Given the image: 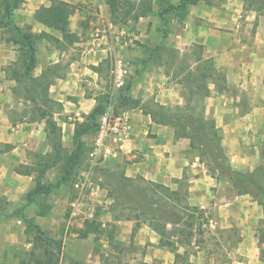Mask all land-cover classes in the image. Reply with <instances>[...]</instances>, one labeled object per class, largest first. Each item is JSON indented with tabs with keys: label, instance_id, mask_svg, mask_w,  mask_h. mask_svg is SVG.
<instances>
[{
	"label": "crops",
	"instance_id": "crops-1",
	"mask_svg": "<svg viewBox=\"0 0 264 264\" xmlns=\"http://www.w3.org/2000/svg\"><path fill=\"white\" fill-rule=\"evenodd\" d=\"M59 1L80 6L69 21V31L78 41L59 50L55 43L41 39L42 43L34 45L32 76L39 77L48 67L59 71L48 93L61 105L53 119L61 130L62 147L70 149L76 126L85 122L97 105V98L104 94L100 71L94 69H100L108 56L113 57L119 41L130 35L145 45L159 43L161 37L156 36L163 20L154 6L153 14L132 23L130 30L129 24H112L103 0ZM179 1L169 0L171 4ZM49 5V0H23L13 10L12 20L18 27L30 25L33 34L46 32L61 38L59 32L33 20L36 10ZM165 18V43L180 52L193 44L202 46V58H212L217 72L224 77L220 90L215 84L208 85L210 94L203 100L205 116L220 129L221 147L232 168L252 172L260 164L259 151L264 144V16H259L255 25V12L245 11L241 0H227L218 7L204 3L189 7L182 25L172 14ZM94 32L99 33L100 42L93 53H87ZM18 48L7 40L0 27V145L11 146L0 153V198L11 202H18L33 184V177L19 174L17 167L27 164L30 152L41 154L47 150L44 121L30 123L14 118L16 82L12 74L17 69L13 65L19 59ZM156 70H161V66H156ZM161 75L164 82L151 79L129 86L128 98L134 100L141 93L142 99L135 101L134 108L126 109L131 114L132 130L113 160L130 178L140 176L172 190L183 183L187 203L200 209L206 220L203 235L190 246L191 264H264L256 237L263 219L261 206L250 195L237 194L230 181L213 177L189 150L188 139H175L170 126L153 122L145 112L147 100L165 106L182 104L176 84H169L168 78ZM92 139L88 133L80 137L82 142ZM133 223L123 221V229L131 234ZM5 235L0 237V264H5L8 257L14 263L8 253L15 247L9 245L12 238L5 242ZM134 237L135 244L146 250L144 263H174V254L157 246L158 237L149 224H141ZM103 246L107 247V242Z\"/></svg>",
	"mask_w": 264,
	"mask_h": 264
},
{
	"label": "trees",
	"instance_id": "trees-1",
	"mask_svg": "<svg viewBox=\"0 0 264 264\" xmlns=\"http://www.w3.org/2000/svg\"><path fill=\"white\" fill-rule=\"evenodd\" d=\"M226 1L180 0L177 4H171L169 0H158L157 14L163 20L160 27L161 40L154 47H148L139 41H135L145 54L144 59L141 60L143 68L149 65L163 66L161 52L167 49L165 43L167 38L166 14H172L182 25L189 7L199 3H204L207 6H219ZM241 1L245 11L256 13L255 25H257L258 17L264 16V0ZM49 2V6H42L34 12L33 20L50 30L59 32L61 38L46 32L33 34L30 25L27 27L16 26L12 20L13 10L19 8L23 0H0V27L4 33L8 34V41L19 45V59L13 65L17 68L12 74L16 82L13 93L16 98L23 97V100H28L30 103L29 110L25 109L15 119L30 123L44 121L46 131L54 140V150L57 154V158L53 157L49 161L46 160V154L30 153L32 163L20 165L17 168L19 174L33 177L34 186L24 196L26 204L31 202L33 196L46 195L52 188L60 185L58 182L56 185L45 186L42 181L46 171L57 164L60 148L61 130L53 119V113L60 110L61 105L52 100L48 93L53 79L59 77V71L55 67H48L39 77L34 78L32 76L36 62L34 45L37 39H44L55 43V46L62 50L78 41V37L69 31V21L80 6L59 0H49ZM103 2L112 24L125 26L153 14L156 5L154 0H103ZM191 49V63L182 62L177 68L176 78L178 79H176V84L180 86L183 104L174 107L158 104L156 105L158 109L156 113L145 112L150 114L153 122L172 127L175 139H188L190 142L189 150L195 153L199 161L207 166L213 177L230 181L237 194H248L261 206L263 219L258 225L256 237L261 248L260 258L264 259V144L261 145L259 151L260 164L252 172H240L232 168L224 149L221 147V131L216 127L213 119L205 116L203 105V100L210 94L208 85L212 83L218 87V82L223 81L224 77L217 72L212 58H202V46L193 44ZM174 52L179 54L177 50ZM94 70L100 71V69ZM165 76L168 77L169 73L165 72ZM128 88L127 85L125 89ZM218 90H220L219 87ZM108 101V95L99 96L97 105L87 116L85 122L76 126L73 139L76 150L79 148L82 134H87L91 129H94L95 134L97 117L105 110ZM14 114L17 115L15 112ZM10 149L11 146L9 145H0V153ZM87 150L80 149L78 153L85 155ZM112 183L113 190L108 195L116 201L111 205V212L117 211L118 214L114 217L117 221L134 222L132 238L141 224L147 223L158 237L157 246L174 254L173 264H191L189 262L190 246L194 241L197 243L198 238L203 234V224L206 220L200 209L187 203V192L181 191L180 188L172 190L165 185L147 181L140 176L130 178L123 172H120ZM7 205L8 202L0 198V218L5 217L4 209ZM24 222L26 223V221ZM169 226L172 229H169ZM33 228L37 229L36 227ZM100 233L103 232L96 217L83 223L79 236L80 238H86L88 235L94 236L93 255H97L99 260L97 263H84L75 260L71 264H146L140 262L122 263L120 260L122 251L117 246L114 247L112 243L113 232L110 230L105 235L107 247L98 245L97 236ZM37 234H40L39 230ZM34 248L35 246L29 254L28 261L21 264L58 263L56 253H48L47 251L36 253ZM179 249H183V251L180 252Z\"/></svg>",
	"mask_w": 264,
	"mask_h": 264
},
{
	"label": "rangeland",
	"instance_id": "rangeland-1",
	"mask_svg": "<svg viewBox=\"0 0 264 264\" xmlns=\"http://www.w3.org/2000/svg\"><path fill=\"white\" fill-rule=\"evenodd\" d=\"M154 1L156 3V9H159L158 0ZM22 27H27V25ZM128 28L130 30L133 29L131 24L128 25ZM158 33L156 39L161 37V28H159ZM39 43H42L41 39H37L35 42V44ZM155 45L156 44L154 43L151 46H146L154 47ZM166 47L167 49L161 52L163 66H161V70L157 71L156 65H149L143 68L141 60L144 59L145 54L133 40L132 35L119 41V46L116 47L115 54L129 65L130 70L127 77L128 87L138 82H150L151 79H157L158 82H164L161 74L165 76V72L169 73V76L167 77L168 83L176 84V79H178L176 78L178 74L177 68L179 65H181L182 62L191 63L190 53L192 52V46L183 52L177 50L179 54H176V52H174L175 49L171 46L166 44ZM168 49L173 50L169 51ZM111 64L112 56L110 55L104 60V63L100 67L99 76L101 77V86L105 95H108L111 91ZM221 82V80L218 82L219 88L221 87ZM176 86L179 89L180 96V86L177 84ZM127 90L128 89H125L119 94L116 93L115 110H130L135 107V101L142 99L140 97L141 93L137 95L134 100L129 99L127 96ZM145 103L146 105L143 106L145 111L155 113L158 111L156 107L158 103L148 102V100ZM16 105L17 106L13 112L17 113V115H14V118H18V115L22 111H25V109L29 110L30 103L28 100L25 101L23 100V97H21L16 98ZM174 106L175 105L169 107ZM171 129L173 128L171 127ZM46 133L47 150L41 154H46V160L50 161L53 157L57 158V154L54 150L55 146L52 136H49L48 132ZM88 134L93 136L94 129H91ZM81 140L78 145V150H76V144L72 145L73 147L70 149L63 148L60 134V148L57 164L46 171L45 177L42 180L45 186L56 185L58 182L60 183L59 186L52 188L46 195L39 194L33 196L29 204H26L24 196L27 191L33 188L34 181L32 182L33 184L30 189L21 196V199H19L18 202H11L7 201L4 197L2 198L8 202V205L4 209L5 217L0 218V237L3 238L6 234L4 238L5 242L12 238V243L9 245L15 247L9 250L8 253V256L13 257L14 263L11 262L8 257L5 259V264L26 263L30 252L33 250V246H35L34 249L36 253H40L41 251L56 253L58 255L57 264H71L73 261L79 260L81 258L79 257L80 255H83V260L81 261L84 263L88 260H91L93 263L98 262V256L93 255L94 236L88 235L86 238H80L79 236V231L82 228L83 223L86 221L83 214L85 211H91L93 213V218L96 217L100 223V229L103 233H100L97 236L98 245H105V235L111 230L113 232V246H117L122 251L120 254V260L122 263H144L143 257L146 250H142L135 244V242L137 243V240H135V237L131 238V234L127 231V228L123 229L122 222L126 220H115L114 217L118 213L117 211L111 212V205L116 201L112 197H109L113 190L112 181L122 171V166L112 159L102 162L90 170L86 156L82 153L79 154L78 151H80V149H88L91 142L85 140L82 142ZM30 153L29 155L27 154V164L32 163ZM82 172H89V178L92 181V185L90 188L84 189L80 204L78 205V213L70 218L71 204L73 198L78 194V191L74 187V183L81 177ZM208 172L210 173L209 169ZM179 188L181 191L184 190L183 183H180ZM33 227H36L37 229ZM168 228L172 229L171 226ZM38 230L40 231V234H37ZM124 230L126 232H123ZM7 235H11L12 237H8ZM113 251H115V249H113Z\"/></svg>",
	"mask_w": 264,
	"mask_h": 264
},
{
	"label": "built area",
	"instance_id": "built-area-1",
	"mask_svg": "<svg viewBox=\"0 0 264 264\" xmlns=\"http://www.w3.org/2000/svg\"><path fill=\"white\" fill-rule=\"evenodd\" d=\"M100 42L98 32L91 34L87 53H93ZM129 65L116 54L112 57L110 69L111 91L108 93L109 101L105 110L97 117L96 132L93 135L91 145L85 152L90 170L98 164L107 160L115 159L127 140L131 130L132 121L131 114L128 110L116 111L115 95L121 93L127 86V77L129 74ZM92 181L89 178V172H84L74 187L78 194L73 198L70 209V218L78 213V205L85 188H90ZM85 220L93 219L91 211L83 212Z\"/></svg>",
	"mask_w": 264,
	"mask_h": 264
}]
</instances>
